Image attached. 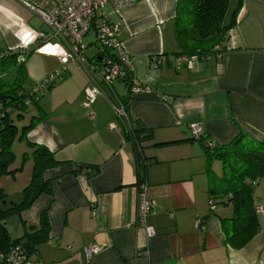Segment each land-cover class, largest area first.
<instances>
[{
    "label": "crops",
    "instance_id": "obj_1",
    "mask_svg": "<svg viewBox=\"0 0 264 264\" xmlns=\"http://www.w3.org/2000/svg\"><path fill=\"white\" fill-rule=\"evenodd\" d=\"M176 3L143 0L110 15L130 59L129 77L141 91L132 93L123 76L114 80L111 98L97 94L84 107L92 82L66 46L49 71L65 68L62 80L37 98L40 119L25 140L63 163L43 171L50 193L18 215L19 228L6 223L17 238L39 228L46 212L49 239L30 256L33 264H264V214H256L253 235L235 246L239 241H227L231 227L227 233L222 227V220L231 224L232 205L210 210L200 140L226 144L239 132L264 140V1L241 0L227 49L190 68L172 55L180 49ZM22 9L14 0H0V48L6 51L29 41L35 30ZM97 58L96 52L88 62L98 65ZM111 99L123 103L125 118L116 115ZM191 124L200 127L199 137ZM136 127L143 131L135 144L130 132ZM141 182L152 202L151 238L133 222ZM255 185L253 204H264V176ZM89 244L100 250L86 261Z\"/></svg>",
    "mask_w": 264,
    "mask_h": 264
},
{
    "label": "trees",
    "instance_id": "obj_2",
    "mask_svg": "<svg viewBox=\"0 0 264 264\" xmlns=\"http://www.w3.org/2000/svg\"><path fill=\"white\" fill-rule=\"evenodd\" d=\"M230 0H177L174 16V34L179 45V51L172 54L180 56L196 55L199 60L210 58L224 52L229 32L233 29L236 17L241 6V0H237L232 10H229ZM264 1V0H262ZM43 43L36 39L29 45V49L23 51H0V176L13 174L17 167L10 169L15 160V154L11 147L15 140H25L27 132L36 124L40 116H32L29 123L23 125L20 130L8 119V111L19 112L30 104L36 103L40 96H34L32 92L20 93L23 81L26 77L23 68L24 56L29 53L33 45ZM215 46H218L215 49ZM112 59L117 56L107 53ZM16 68L12 81L2 79V74L11 68ZM124 76L130 79L128 68L123 67ZM51 87V86H50ZM31 99V100H30ZM143 131L136 127L131 133V139H138L137 134ZM148 136V135H147ZM145 136H143L144 138ZM204 146L206 156V174L208 177V200L211 203L210 210L216 205L230 203L234 209L231 224L222 220V227L227 233L228 226L231 231L227 241H239L235 246H242L257 230L256 214L253 204V184L264 176V140H255L243 132H239L226 144L216 143L212 140L200 139ZM32 147L31 158L33 162L32 177L27 186L22 190V200L19 203L8 201L3 188L0 186V264L1 258L14 246L19 245L30 258L38 247L48 241L49 223L46 212L40 214L39 228L25 231L21 236L12 238L7 227L6 219L11 215H20L29 209L33 201L41 193H50L47 181L42 179V173L48 168L62 164L43 145L26 140ZM24 158H27L23 156ZM217 160L221 164V175L214 174L210 165ZM32 262V260L30 259ZM33 263V262H32Z\"/></svg>",
    "mask_w": 264,
    "mask_h": 264
},
{
    "label": "built area",
    "instance_id": "obj_3",
    "mask_svg": "<svg viewBox=\"0 0 264 264\" xmlns=\"http://www.w3.org/2000/svg\"><path fill=\"white\" fill-rule=\"evenodd\" d=\"M23 7L30 15L37 16L47 27L46 32L30 30L29 41L18 47L20 51L29 49V45L39 39L46 42L53 37H58L70 51V60H77L85 66L92 85L85 90L83 106L88 107L97 94L109 95L114 80L123 77V67H130V59L124 52L122 43L117 39L119 24L110 19L112 13L119 11L133 3L143 0H14ZM92 29L94 31L95 43L97 44V55L99 66L88 62L85 56L86 47L82 38ZM218 46H215L217 49ZM111 52L117 58L112 59L107 55ZM218 59L220 56H214ZM183 64L190 68L199 61L196 55L180 56L178 58ZM158 61H152L155 66ZM64 67H60L49 73L43 82L36 85L31 92L34 96L44 94L50 86L62 80ZM143 89L133 79L130 90L137 93ZM115 113L119 117H126V111L122 102L111 99ZM194 137H199L201 129L197 124L190 125ZM147 185L141 182L137 186L136 209L134 224L144 229L147 238L155 236L154 227L148 223V216L153 213L152 202L147 197ZM211 208V203L208 200ZM255 214H264V204L254 205ZM200 220L197 221V224ZM100 250L99 246L89 244L84 247L86 261L91 260L94 254ZM3 264H33L30 258L19 245L13 247L5 255L1 256Z\"/></svg>",
    "mask_w": 264,
    "mask_h": 264
},
{
    "label": "rangeland",
    "instance_id": "obj_4",
    "mask_svg": "<svg viewBox=\"0 0 264 264\" xmlns=\"http://www.w3.org/2000/svg\"><path fill=\"white\" fill-rule=\"evenodd\" d=\"M237 0L229 1V10H232L234 4ZM22 13L25 15L26 23L34 28L37 31L46 32L47 27L42 23V21L37 17L30 15L27 11L22 9ZM174 25V21H173ZM82 43L86 47L85 55L88 58H92L93 55L97 52V44L95 43L94 31L90 29L88 33L82 38ZM65 44L58 37H53L50 40L38 43L33 45L31 50L27 55L24 56L23 68L25 69L26 77L23 81L22 90L20 93H29L36 86L45 80V78L49 75V71L54 67L61 58H63L64 54L67 52L64 47ZM5 47H1L0 51H6ZM16 73V68H11L8 72L2 74V79L5 81H12L13 75ZM31 100V99H30ZM36 105L34 102L27 104L24 109H22L19 113L22 116H17L18 111L12 109L8 111V119L11 120L20 130L23 125L29 123L32 116H37ZM0 107V115L1 112ZM1 119L0 116V122ZM12 151L15 154V160L10 166V169H14L17 167H22L20 170H16L13 174H3L0 176V186L3 188L7 196L8 201H13L15 203H19L23 196L22 190L25 186H27L32 177V169L33 162L31 158L32 147H29L26 143V140H15L11 147ZM27 158H24L23 156ZM212 166L210 168L214 172L215 175H221V164L219 161H212ZM258 196V192H256V185L253 188V197L256 199ZM209 204V203H208ZM210 208V206H209ZM6 222L10 226V228L14 225L19 228V217L18 215H11L6 219ZM14 231V230H13ZM36 259V258H32Z\"/></svg>",
    "mask_w": 264,
    "mask_h": 264
},
{
    "label": "flooded vegetation",
    "instance_id": "obj_5",
    "mask_svg": "<svg viewBox=\"0 0 264 264\" xmlns=\"http://www.w3.org/2000/svg\"><path fill=\"white\" fill-rule=\"evenodd\" d=\"M16 50H18V51H19V49H18V48H15L14 50H12V49H11L10 51H16Z\"/></svg>",
    "mask_w": 264,
    "mask_h": 264
}]
</instances>
